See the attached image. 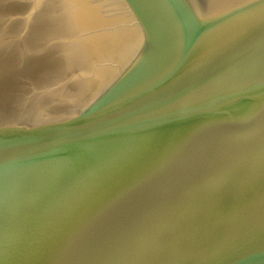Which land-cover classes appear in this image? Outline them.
<instances>
[{"label":"water","instance_id":"water-1","mask_svg":"<svg viewBox=\"0 0 264 264\" xmlns=\"http://www.w3.org/2000/svg\"><path fill=\"white\" fill-rule=\"evenodd\" d=\"M0 264H264V0H0Z\"/></svg>","mask_w":264,"mask_h":264}]
</instances>
